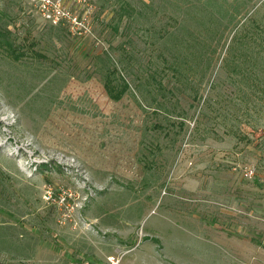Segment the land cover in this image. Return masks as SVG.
Listing matches in <instances>:
<instances>
[{"label": "rangeland", "instance_id": "obj_1", "mask_svg": "<svg viewBox=\"0 0 264 264\" xmlns=\"http://www.w3.org/2000/svg\"><path fill=\"white\" fill-rule=\"evenodd\" d=\"M51 1L65 18L0 0V264H264V0H239L237 27L211 40L197 99L160 55L184 17L174 0Z\"/></svg>", "mask_w": 264, "mask_h": 264}, {"label": "trees", "instance_id": "obj_2", "mask_svg": "<svg viewBox=\"0 0 264 264\" xmlns=\"http://www.w3.org/2000/svg\"><path fill=\"white\" fill-rule=\"evenodd\" d=\"M173 6L178 11H182L184 17L182 21L176 23L174 29H163L160 55L165 65L167 64V67L173 71L171 76L175 82L186 89L191 88L192 98L197 99L198 84L193 83L191 75L197 76L200 69H203L205 74L210 68L212 53H214L208 51L214 47L211 40L213 41L215 37L220 40L227 30L232 31L237 27V23L234 22L241 14V3L239 0H198L196 2L174 0ZM125 14L132 15L131 7L128 5L121 8L120 18ZM186 23H192L193 27L189 29L190 26L187 27ZM250 30L251 28L248 29L247 26L237 30L228 47L227 63L232 65L234 71L240 69L238 59L243 57L242 53L245 54L249 48ZM208 38L210 41L207 40ZM97 61L105 72L104 86L108 94L114 99L122 98L130 88L129 82L121 75L109 55L106 59L99 56ZM156 71H150L148 75L151 82L156 83V93L165 97L174 94V88L166 87L159 72Z\"/></svg>", "mask_w": 264, "mask_h": 264}, {"label": "built area", "instance_id": "obj_3", "mask_svg": "<svg viewBox=\"0 0 264 264\" xmlns=\"http://www.w3.org/2000/svg\"><path fill=\"white\" fill-rule=\"evenodd\" d=\"M44 1V4L45 5H51L52 6V10L55 11L53 14H54V20H56V18L58 20L62 19V18H65L66 15L64 13H60L59 12V5L56 4V3H53L51 0H43ZM58 12L56 15L55 13ZM47 14V13H45ZM49 14V13H48ZM51 17V15H49ZM56 22V21H55ZM243 174L246 176V177H249V178H252L255 176L256 174V167L254 165H251V166H246L244 169H243ZM109 260H110V264H120V260L118 258H116L115 256H111L109 257ZM74 264H89V263H74Z\"/></svg>", "mask_w": 264, "mask_h": 264}]
</instances>
